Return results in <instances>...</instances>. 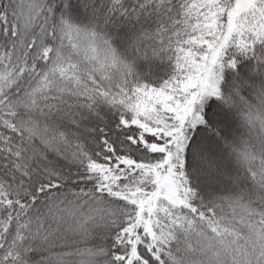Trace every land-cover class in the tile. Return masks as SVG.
I'll return each mask as SVG.
<instances>
[{
  "label": "snow or ice",
  "instance_id": "1",
  "mask_svg": "<svg viewBox=\"0 0 264 264\" xmlns=\"http://www.w3.org/2000/svg\"><path fill=\"white\" fill-rule=\"evenodd\" d=\"M0 264H264V0H0Z\"/></svg>",
  "mask_w": 264,
  "mask_h": 264
}]
</instances>
